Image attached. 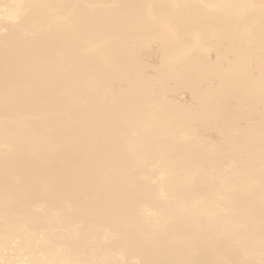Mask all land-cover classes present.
I'll return each instance as SVG.
<instances>
[{
	"label": "rangeland",
	"instance_id": "1",
	"mask_svg": "<svg viewBox=\"0 0 264 264\" xmlns=\"http://www.w3.org/2000/svg\"><path fill=\"white\" fill-rule=\"evenodd\" d=\"M0 50V264H264V0H0Z\"/></svg>",
	"mask_w": 264,
	"mask_h": 264
},
{
	"label": "bare ground",
	"instance_id": "2",
	"mask_svg": "<svg viewBox=\"0 0 264 264\" xmlns=\"http://www.w3.org/2000/svg\"><path fill=\"white\" fill-rule=\"evenodd\" d=\"M132 1H133V0H132ZM138 1H139V0H138ZM127 3H128V2H127ZM129 3H130V2H129ZM129 3H128V4H129ZM130 4H131V3H130ZM122 5H123V4H122ZM129 6H130V5H129ZM140 7H141V6H140ZM127 8H128V7H127ZM129 8H130V7H129ZM129 8H128V9H129ZM109 9H110V8H109ZM129 10H130V9H129ZM105 11H107V10H105ZM124 11H125V9H124ZM126 11H127V9H126ZM131 11H132V10H131ZM95 13H96V12H95ZM98 13H99V12H98ZM104 13H105V12H104ZM108 13H109V12H108ZM133 13H134V12H133ZM90 14H91V13H90ZM99 14H100V13H99ZM113 14H114V13H113ZM118 14H119V13H118ZM118 14H117V15H118ZM128 14H129V13H128ZM88 15H89V14H88ZM109 15H110V14H109ZM120 15H121V14H120ZM123 15H125V14H123ZM123 15H122V16H123ZM126 15H127V14H126ZM129 15H130V14H129ZM90 16H92V15H90ZM94 16H95V15H94ZM100 16H101V15H99V17H100ZM102 16H103V15H102ZM107 16H108V15H107ZM112 16H113V15H112ZM112 16H111V17H112ZM127 16H128V15H127ZM131 16H132V14H131ZM99 17H98V18H99ZM104 17H105V16H104ZM118 17H120V16H118ZM38 18H39V17H38ZM85 18H86V17H85ZM93 18H94V17H93ZM83 19H84V18H83ZM91 19H92V18H91ZM100 19H101V17H100ZM106 19H107V18H106ZM113 20H114V19H113ZM189 20H190V19H189ZM221 20H222V19H221ZM80 21L82 22V20H80ZM85 21H86V20H85ZM96 21H98V20H96ZM81 22H80V23H81ZM87 22H88V20H87ZM114 22H115V20H114ZM114 22H113V24H114ZM118 22H119V21H118ZM125 22H126V20H125ZM91 23H92V22H91ZM95 23H96V22H95ZM109 23H110V22H109ZM119 23H120V22H119ZM67 24H68V22H67ZM88 24H90V23H88ZM101 24H102V23H101ZM104 24H105V23H104ZM122 24H123V23H122ZM219 24H220V22H219ZM83 25H84V24H83ZM97 25H98V24H97ZM108 25H109V24H108ZM120 25H121V24H119V26H120ZM217 25H218V24H217ZM87 26H88V25H87ZM87 26H86V27H87ZM91 26H92V24H91ZM94 26H95V25H93V27H94ZM117 26H118V25H117ZM119 26H118V28H119ZM143 26H144V25H143ZM215 26H216V25H215ZM106 27H107V26H106ZM121 27H122V26H121ZM114 28H115V27H114ZM218 28H220V27H218ZM74 29H75V28H74ZM79 29H80V28H79ZM79 29H78V30H79ZM112 29H113V28H112ZM116 29H117V28H116ZM84 30H85V29H84ZM91 30H92V29H91ZM118 30H119V29H118ZM42 31H43V30H42ZM50 31H51V30H49V32H50ZM52 31H53V30H52ZM109 31H110V30H109ZM49 32H48V33H49ZM86 32H87V31H86ZM104 32H105V31H104ZM230 32H231V31H230ZM37 33H38V32H37ZM37 33H36V34H37ZM119 33H120V32H119ZM219 33H220V32H219ZM227 33H228V32H227ZM40 34H41V33H40ZM43 34H44V33H43ZM60 34H61V33H60ZM224 34H225V33H224ZM114 35H115V34H114ZM150 35H151V34H150ZM36 36H37V35H36ZM39 36H40V35H39ZM41 36H42V35H41ZM41 36H40V37H41ZM46 37H47V36H46ZM52 37H53V36H52ZM91 37H92V36H91ZM217 37H218V36H217ZM48 38H49V37H48ZM48 38H46V39H48ZM57 38H58V37H57ZM73 38H74V37H73ZM42 39H44V38H42ZM50 39H52V38H50ZM53 39H55V38H53ZM60 39H61V38H60ZM81 39H82V38H81ZM44 40H45V39H44ZM57 40H58V39H57ZM62 40H64V39H62ZM85 40H86V39H85ZM50 41H52V40H50ZM34 42H36V41H34ZM41 42H42V41H41ZM47 42H48V41H47ZM59 42H60V40H59ZM61 42H62V41H61ZM73 42H74V41H73ZM73 42H72V43H73ZM54 43H55V42H54ZM77 43H78V42H77ZM40 44H41V43H40ZM46 44H47V43H46ZM52 44H53V43H52ZM61 44H62V43H61ZM86 44H87V43H86ZM34 45H36V44H34ZM62 45H63V44H62ZM62 45H61V46H62ZM66 45H67V44H66ZM70 45H71V44H70ZM78 45H79V44H78ZM47 46H48V44H47ZM47 46H46V47H47ZM113 46H114V45H113ZM119 46H120V45H119ZM217 47H218V46H217ZM38 48H39V47H38ZM41 48H42V47H41ZM62 48H63V47H62ZM75 48H76V47H75ZM95 48H96V47H95ZM101 48H102V47H101ZM244 48H245V47H244ZM36 49H37V48H36ZM45 49H46V48H45ZM45 49H44L43 52H45ZM91 49H92V47H91ZM109 49H110V48H109ZM121 49H122V48H121ZM136 49H137V48H136ZM171 49H172V48H171ZM242 49H243V48H242ZM7 50H8V49H7ZM63 50H64V48H63ZM66 50H67V49H66ZM118 50H119V49H118ZM0 51H1V50H0ZM4 51H5V49H4ZM93 51H94V49H93ZM2 52H3V51H2ZM96 52H97V51H96ZM74 53H75V52H74ZM3 54L6 55V52L3 53ZM3 54H2V56H3ZM71 54H73V53H71ZM86 54H87V53H86ZM91 54H92V53H91ZM103 54H104V53H103ZM116 54H117V53H116ZM5 55H4V56H5ZM76 55H77V54H76ZM0 56H1V55H0ZM70 56H71V55H70ZM73 56H74V55H73ZM79 56H80V55H79ZM127 56H128V55H127ZM137 56H138V55H137ZM88 57H89V56H88ZM121 57H122V56H121ZM7 58H8V56H7ZM74 58H75V56H74ZM119 58H120V57H119ZM130 58H131V57H130ZM0 59H1V58H0ZM2 59H3V58H2ZM2 59H1V60H2ZM69 59H70V57H69ZM71 59H72V58H71ZM78 59H79V58H78ZM81 59H82V58H81ZM98 59H99V58H98ZM1 60H0V61H1ZM3 60L6 61V59H3ZM73 60H74V59H73ZM91 60H92V59H91ZM59 61H60V60H59ZM70 61H71V60H70ZM74 61H75V60H74ZM76 61H77V60H76ZM186 61H187V59H186ZM1 62H2V61H1ZM80 62H81V61H80ZM179 62H180V61H179ZM2 63H3V62H2ZM70 63H71V62H70ZM72 63H74V62L72 61ZM76 63H77V62H76ZM61 64L63 65V63H61ZM117 64H118V63H117ZM72 65H73V64H72ZM80 65H81V64H80ZM94 65H95V64H94ZM98 65H100V64H98ZM132 65H133V64H132ZM176 65H177V64H176ZM213 65H214V64H213ZM81 66H82V65H81ZM127 66H128V65H127ZM1 67H2V65H1ZM1 67H0V68H1ZM60 67H61V66H60ZM73 67H74V66H73ZM75 67H76V64H75ZM189 67H190V66H189ZM70 68H71V67H70ZM185 68H186V67H185ZM91 69H92V68H91ZM177 69H178V68H177ZM1 70H2V69H1ZM1 70H0V71H1ZM20 70H21V69H20ZM20 70H18V71H20ZM77 70H78V69H77ZM103 70H104V69H103ZM175 70H176V69H175ZM22 71H23V70H22ZM83 71H84V70H83ZM104 71H105V70H104ZM109 71H110V70H109ZM115 71H116V70H115ZM1 72H3V70H2ZM77 72H78V71H77ZM177 72H178V71H177ZM190 72H191V71H190ZM11 73H13V72H11ZM109 73H110V72H109ZM14 74H15V72H14ZM14 74H12V75H14ZM110 74H111V73H110ZM124 74H125V73H124ZM12 75H10V76H12ZM113 75H114V74H113ZM169 75H170V74H169ZM177 75H178V74H177ZM213 75H216V73H215V72H213V73H212V72H206V71L201 70V71H199V73L196 74V76H193V75H192L193 77L196 78V82H195V84H193V83L191 82V80H189V79L186 80V81H183V82H177V84L181 83V85L184 84V85L188 86V87L190 88V90L193 91V93H194V92L196 91V89H197L196 86H198L199 83H201V82L203 83L204 81H207V80L209 79V77H212ZM174 76H175V75H174ZM180 76H181V75H180ZM1 77H2V76H1ZM1 77H0V78H1ZM79 77H80V76H79ZM84 77H85V76H84ZM170 77H171V76H170ZM172 77H173V76H172ZM172 77H171V78H172ZM188 77L190 78V76H188ZM195 78H193V79H195ZM228 78H229V77H227V79H228ZM7 79H8V78H7ZM81 79H82V78H81ZM172 79H173V78H172ZM210 79H211V78H210ZM224 79L226 80V78H224ZM229 79H232V78H229ZM229 79H228V80H229ZM8 80H9V79H8ZM8 80H7V81H8ZM108 80H109V79H108ZM175 80H176V79H175ZM200 80H202V81H200ZM222 80H223V79H222ZM228 80H227V81H228ZM1 81H2V80H1ZM199 81H200V82H199ZM4 82H5V81H4ZM193 82H194V81H193ZM222 82H223V81H222ZM1 83H2V82H1ZM6 83H7V82H6ZM6 83H4V85H5ZM227 83H228V82H227ZM231 83H232V82H231ZM220 84H221V83H220ZM222 84H223V83H222ZM2 85H3V84H2ZM4 85H3V86H4ZM228 85H229V84H228ZM3 86H2V87H3ZM221 86H222V85H221ZM223 86H227V84H225V85H223ZM223 86L220 87V85H219L220 89L223 88ZM162 87H163V86H162ZM219 87H218V88H219ZM228 87H229V86H228ZM228 87H227V88H228ZM230 87H231V86H230ZM0 88H1V87H0ZM155 88H156V87H155ZM120 89H121V88H120ZM220 89H217L216 93L214 94V98H215V99H217V98H219V97H221V96L223 95L224 91H223V92L221 91V92H222V95H221V92H219ZM224 89H225V88H224ZM146 90H148V89H146ZM228 90H229V89H228ZM228 90H227V91H228ZM231 90H232V89H231ZM231 90H230L229 92H232ZM124 91H125V90H124ZM170 91H171V90H170ZM233 91H235V90H233ZM119 92H120V91H119ZM165 92H166V91H165ZM229 92H225V93L228 94ZM233 93H234V92H233ZM235 93H236V92H235ZM121 94H122V93H121ZM231 94H232V93H231ZM118 95H119V94H118ZM220 95H221V96H220ZM224 95H226V94H224ZM236 95H238V94L236 93ZM49 96H50V95H48V97H49ZM50 97H51V96H50ZM50 97H49V98H50ZM118 97H119V96H118ZM224 97H225V96H224ZM229 97H230V96H229ZM0 98H1V97H0ZM114 98H115V97H114ZM225 98H228V97L226 96ZM116 99H117V98H116ZM126 99H127V98H126ZM219 99H221V98H219ZM219 99H217V102H218ZM117 100H118V99H117ZM227 100H228V99H227ZM233 100H236V99H233ZM223 101H224V100H223ZM114 102H116V101H114ZM119 103H120V102H119ZM122 103H123V102H122ZM227 103H228V102H227ZM219 104H220V103H219ZM115 105H116V104H115ZM115 105H114V106H115ZM123 105H124V103H123ZM186 105H187V104H186ZM117 106H118V105H117ZM121 106H122V105H121ZM211 106H212V105H211ZM211 106L209 105L208 107L210 108ZM213 106H214V105H213ZM216 106H217V105H216ZM216 106H215V108H212L211 110L214 109V110L216 111ZM104 107H105V106H104ZM108 108H109V107H108ZM123 108H124V107H123ZM224 108L226 109V107H224ZM99 109H100V108H99ZM101 109H102V107H101ZM116 109H117V108H116ZM121 109H122V108H121ZM220 109H221V108H220ZM110 110H112V109L110 108ZM113 110H114V108H113ZM228 110H229V109H228ZM228 110H227V111H228ZM100 111H101V110H100ZM103 111H104V109H103ZM103 111H102V112H103ZM114 111H116V110H114ZM117 111H118V110H117ZM119 111H120V109H119ZM218 111H219V110H218ZM104 112H105V111H104ZM104 112H103V113H104ZM108 112H109V111H108ZM108 112L106 111L107 114H109ZM219 112H220V111H219ZM225 112H226V111H225ZM229 112H230V111H229ZM232 112H233V111H232ZM232 112H231V114H230L229 116H227V117L224 118V119L218 118L220 113H219V114H216V112H214L215 115H213V116L211 117L212 119H209V120H206V119H205V120H206V121H211L212 123H215V122H217V123L226 122V123L228 124V127H229L230 125L233 124V122H234V120H235V113H232ZM126 113H127V112H126ZM128 113H129V112H128ZM201 113H202V114H200V115H203L202 117L205 118V117L207 116V115L204 116V114H207L206 111H203V112L201 111ZM223 113H224V112H223ZM226 113H228V112H226ZM97 114H98V110H97V112H96V115H97ZM112 114H113V113H112ZM224 114H225V113H224ZM98 115H99V114H98ZM103 115H105V113H104ZM110 115H111V114H110ZM114 115H115V113H114ZM117 115H118V114H117ZM126 115H127V114H126ZM128 115H129V114H128ZM220 115H222V114H220ZM226 115H228V114H226ZM237 115H238V114H237ZM107 118H108V117H107ZM197 120H198V119H197ZM260 121H261V120H260ZM212 123H211V124H212ZM226 123H225V124H226ZM214 125H215V124H214ZM223 125H224V123H223ZM220 126H221V125H220ZM225 129H226V128H225ZM54 254H55V253H54Z\"/></svg>",
	"mask_w": 264,
	"mask_h": 264
}]
</instances>
